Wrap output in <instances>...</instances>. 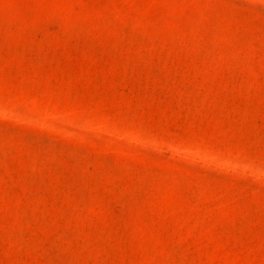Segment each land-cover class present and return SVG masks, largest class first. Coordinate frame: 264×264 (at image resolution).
<instances>
[{"label":"rangeland","instance_id":"1","mask_svg":"<svg viewBox=\"0 0 264 264\" xmlns=\"http://www.w3.org/2000/svg\"><path fill=\"white\" fill-rule=\"evenodd\" d=\"M0 264H264V0H0Z\"/></svg>","mask_w":264,"mask_h":264}]
</instances>
